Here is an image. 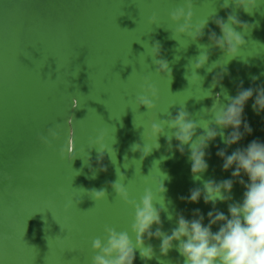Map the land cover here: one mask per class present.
Instances as JSON below:
<instances>
[{
    "label": "water",
    "instance_id": "95a60500",
    "mask_svg": "<svg viewBox=\"0 0 264 264\" xmlns=\"http://www.w3.org/2000/svg\"><path fill=\"white\" fill-rule=\"evenodd\" d=\"M182 2L0 0V264H90L91 241L104 235L106 225L129 231L135 244L129 230L133 210L116 196L111 186L116 181L125 186L130 199L138 201L146 189L151 191L162 231L175 226L174 219H167L168 212L180 211L191 218L192 210L199 208L207 223L211 204L178 199L202 185L191 177L187 145L181 154L172 139L170 152L171 130L166 124L164 134L157 137L159 148L143 159L141 150H131L133 143L141 149L154 144L151 124L174 116L180 106L199 121L210 119L211 113L204 110L214 102H227L220 87L211 89L212 95L207 90L219 71L208 72V67L227 58L218 48L198 45L209 44L210 31L220 35L213 19H226L232 5L222 8L224 0H192L191 25L208 22L199 40L191 41L176 34L177 25L169 19V12ZM235 14L253 28L241 33L245 43L227 64L228 75L222 80L232 96L240 81L244 88L264 83V2L257 0L251 15L240 9ZM154 42L160 44V58L168 62L170 75L156 72L150 55ZM201 51H207L208 60L196 69V76L191 64ZM252 75L259 79L252 82ZM145 80L157 90L150 111L135 102ZM251 104L249 99L244 117L252 132L227 154L253 139L264 141V113L257 115ZM56 126L59 137L50 146L41 143L39 137ZM202 131L198 125L196 135ZM101 132L102 142L115 153L112 158L104 153L103 171L96 146L91 147ZM222 147L219 137L210 143L204 179L230 178L231 169L222 171V160L216 156ZM87 157L91 169L84 162ZM101 189L105 198L95 200L92 190ZM243 191L234 183L233 199L239 200ZM216 207L227 213V203ZM159 243L158 238L146 239L145 245L153 246V258L145 262L136 250L133 264H182L175 248L161 256Z\"/></svg>",
    "mask_w": 264,
    "mask_h": 264
},
{
    "label": "clouds",
    "instance_id": "9594fccd",
    "mask_svg": "<svg viewBox=\"0 0 264 264\" xmlns=\"http://www.w3.org/2000/svg\"><path fill=\"white\" fill-rule=\"evenodd\" d=\"M230 4L233 12L229 13L226 19L219 17L213 19L220 30V35L210 31L209 44L198 45L205 49L218 48L227 58L222 63L218 62L219 60L213 62L207 69L208 72H212L213 69L219 68L207 89L209 95H212L211 89L220 87L227 102L219 104L214 102L210 109L204 110L211 113L210 119L201 118L199 121H193L184 106H180L174 116L169 114L167 120L151 124L150 132L155 138L154 144L151 146L144 144L142 149L138 143L131 145L132 151L141 150V159H143L153 148H159L157 137L158 134H164L165 124L171 130L167 136L170 152L173 147L172 139L177 141L175 148L181 154H184V146L187 145L191 177L194 181H200L202 186L190 188L187 196H179L178 199L191 203H197L202 199L205 204H211V209L206 214L207 223L204 222L205 215L199 208L192 210L191 218H186L180 211L175 212L174 215L168 212L167 219L170 221L174 219L175 226L169 232L162 231L160 209L153 206L151 191L146 189L137 201L130 199L125 186L116 181L111 185L116 196L133 210L129 230L135 234V244L130 239L129 231H117L116 228L106 225L104 235L97 236L91 241L90 248L93 255L90 258V264H133L136 250L139 251L140 258L147 262L154 256L153 246L145 245V240L149 238L159 239L161 256H166L171 249L175 248L179 256L183 258L182 264H264V141L253 139L246 146L236 147L227 154L229 147L238 144L245 135H250L252 132L251 126L244 117V107L249 99L252 100L253 112L257 115L264 113V83L244 88L243 81H240L234 96L229 95L222 84L224 76L228 75L227 64L238 55V49L245 43L241 33L250 32L253 28V24L241 21L235 14V10L240 9L251 15L256 8L257 0H224L221 7L227 8ZM191 18L192 0H183L180 6L169 12V19L177 25L176 34H184L191 41H198L203 35L208 19L193 27L190 23ZM153 21L154 17H151L150 22ZM237 28L240 31H237ZM150 55L157 65L156 72L171 74L168 62L160 58L158 42H154L150 47ZM241 59L247 63L245 58ZM207 60V51H201L195 62L191 64L196 76H198L196 69L203 66ZM200 78L201 83L203 78ZM258 79L257 75L251 76L252 82ZM140 88L141 92L135 98L136 105H143L150 111L155 106L153 100L157 96V90L147 80ZM216 95L218 97L219 93ZM198 125L203 131L196 135ZM59 134L58 126L50 127L47 129V134L40 136L39 139L44 145L50 146L51 141L56 140ZM194 135L195 139H193ZM217 137L220 138L224 147L217 149L216 156L222 160V171L231 169L230 178L204 179L203 174L209 168L207 158L210 153L207 149ZM102 141L103 133L101 132L91 145V147L96 146L100 171L105 170L104 165L100 164L104 153L107 152L111 158L115 154L112 147L105 145ZM60 152L63 155L61 149ZM84 162L89 163L88 157ZM91 167L89 163V168ZM95 175L96 171L93 169L92 177L94 178ZM119 179H124L123 174L119 175ZM237 182L243 186L244 191L239 200H234L232 188ZM158 189L159 193L165 191L162 182ZM91 195L95 200H101L105 198V191L92 190ZM221 202L227 203V213L216 207L217 203ZM161 208H165V205L163 204ZM153 225L156 226L154 231ZM214 225L217 226L215 231L212 230Z\"/></svg>",
    "mask_w": 264,
    "mask_h": 264
}]
</instances>
